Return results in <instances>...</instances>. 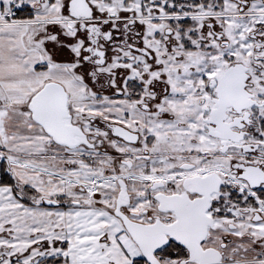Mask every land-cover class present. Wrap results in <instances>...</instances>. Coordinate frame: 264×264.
Wrapping results in <instances>:
<instances>
[{"label":"snow or ice","instance_id":"snow-or-ice-1","mask_svg":"<svg viewBox=\"0 0 264 264\" xmlns=\"http://www.w3.org/2000/svg\"><path fill=\"white\" fill-rule=\"evenodd\" d=\"M0 264H264V0H0Z\"/></svg>","mask_w":264,"mask_h":264}]
</instances>
